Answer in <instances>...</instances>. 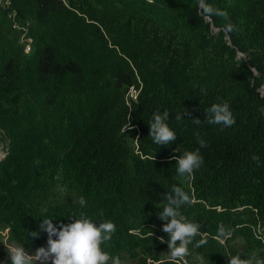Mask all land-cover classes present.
Here are the masks:
<instances>
[{"label":"trees","instance_id":"1","mask_svg":"<svg viewBox=\"0 0 264 264\" xmlns=\"http://www.w3.org/2000/svg\"><path fill=\"white\" fill-rule=\"evenodd\" d=\"M207 3L235 30L204 21L197 0L0 1V225L19 244L47 242L31 235L43 219L84 214L115 224L103 245L113 259L148 264L169 250L158 213L173 186L193 201L181 215L200 225L191 263H225L234 238L264 225V0ZM224 102L236 123L221 130L205 110ZM157 110L169 112L170 145L150 137ZM197 149L201 167L179 176L173 157ZM220 224L230 237L217 239Z\"/></svg>","mask_w":264,"mask_h":264},{"label":"clouds","instance_id":"2","mask_svg":"<svg viewBox=\"0 0 264 264\" xmlns=\"http://www.w3.org/2000/svg\"><path fill=\"white\" fill-rule=\"evenodd\" d=\"M200 9L201 18L208 21L211 17L217 16L223 18L227 23L224 30L231 33L235 26L230 22L228 13L225 10L214 8L207 3V0H197ZM206 111L207 123L212 125H222L223 128L233 126L236 121L227 102L215 103ZM264 112V109H262ZM187 112L176 114L175 119L181 120ZM169 112L164 110L155 111L151 119L147 121L150 126V137L155 144L160 146L170 145L177 139L176 133L167 123ZM131 116L129 117V121ZM196 124L200 120L193 119ZM132 125L129 123V128ZM197 142L200 147H207L202 138ZM177 161L176 171L181 177L191 178L194 171L199 169L203 163V157L199 149L195 151H185L178 157H173ZM252 159L259 163V157L253 155ZM162 211L158 213L159 219L166 221L163 224L162 231L170 237L168 243L169 264H177L183 261L189 255V245L193 243L194 238L200 235V225L192 222L181 215L180 209L185 205H191L192 199L188 192L180 186H173L171 191L163 197ZM83 205L85 202L80 201ZM71 223L60 224L57 227L50 218L43 219L39 225V232H32L33 237L40 235V232H47V247H40L35 251L36 264H119V258L113 259L103 248L105 242L112 239L116 226L110 220H105L99 225L90 217L80 214L71 216ZM231 233L223 224L217 227V239L222 240L230 237ZM164 243V238H160ZM207 243V240L201 238L196 247H201ZM6 245V244H5ZM7 249L11 264H32L31 255L22 246H13ZM229 264H264V259L260 258L255 252L247 258H241L239 254L229 257Z\"/></svg>","mask_w":264,"mask_h":264},{"label":"rangeland","instance_id":"3","mask_svg":"<svg viewBox=\"0 0 264 264\" xmlns=\"http://www.w3.org/2000/svg\"><path fill=\"white\" fill-rule=\"evenodd\" d=\"M3 1L4 0H0ZM11 29L13 31H19L21 35V41H29L27 37V25L19 22L18 20H13V24ZM135 94V91H132ZM3 146H0V155L2 154ZM22 246L16 240H14L13 236L9 228L6 225H0V264H11L9 252L7 246ZM40 247H47V242L36 247V248H25V250L31 255L32 264H36V256L35 251ZM167 248H158L156 247L153 252L148 256V264L157 263L156 257H160V259L169 260ZM255 252L260 258L264 259V225H259L252 230V235L249 240H246L243 237H236L230 243V256H235L239 254L241 258H247L251 253ZM229 256V257H230ZM203 258L197 255L193 258L192 263L185 259L183 261H179L183 264H202ZM119 264H139L137 259H132L129 256L125 258L119 259ZM223 264H229V258Z\"/></svg>","mask_w":264,"mask_h":264},{"label":"built area","instance_id":"4","mask_svg":"<svg viewBox=\"0 0 264 264\" xmlns=\"http://www.w3.org/2000/svg\"><path fill=\"white\" fill-rule=\"evenodd\" d=\"M29 49H30V47L27 48V50H29Z\"/></svg>","mask_w":264,"mask_h":264}]
</instances>
